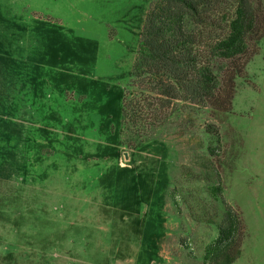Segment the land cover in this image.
<instances>
[{"label": "rangeland", "instance_id": "1", "mask_svg": "<svg viewBox=\"0 0 264 264\" xmlns=\"http://www.w3.org/2000/svg\"><path fill=\"white\" fill-rule=\"evenodd\" d=\"M152 1L0 0V234L34 238L0 264H202L225 202L233 264H264V36L229 111L175 100L149 128L131 73Z\"/></svg>", "mask_w": 264, "mask_h": 264}, {"label": "trees", "instance_id": "2", "mask_svg": "<svg viewBox=\"0 0 264 264\" xmlns=\"http://www.w3.org/2000/svg\"><path fill=\"white\" fill-rule=\"evenodd\" d=\"M263 14L254 0H153L131 73L138 108L133 123L160 126L175 100L229 111L236 80L264 36ZM210 126L220 144L219 129ZM246 236L242 212L225 202L219 235L202 264H233Z\"/></svg>", "mask_w": 264, "mask_h": 264}, {"label": "crops", "instance_id": "3", "mask_svg": "<svg viewBox=\"0 0 264 264\" xmlns=\"http://www.w3.org/2000/svg\"><path fill=\"white\" fill-rule=\"evenodd\" d=\"M14 236H11V235H1L0 234V249L4 252H8L9 250L11 249H19V248H26V247H29L31 249V246L30 245H24V244H19V246H16V245H12L11 242L13 241H20V242H24V241H28V242H34V238H32L31 236L27 238L29 239H15V240H11V238H13ZM15 238V237H14ZM10 242V243H9ZM2 243H5L6 245L2 244ZM242 257V256H241ZM240 257V258H241Z\"/></svg>", "mask_w": 264, "mask_h": 264}]
</instances>
